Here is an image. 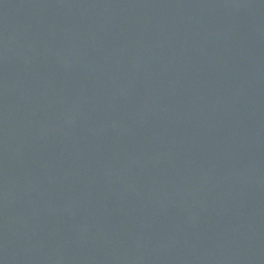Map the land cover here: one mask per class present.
Wrapping results in <instances>:
<instances>
[{
  "label": "water",
  "instance_id": "water-1",
  "mask_svg": "<svg viewBox=\"0 0 264 264\" xmlns=\"http://www.w3.org/2000/svg\"><path fill=\"white\" fill-rule=\"evenodd\" d=\"M0 264H264V0H0Z\"/></svg>",
  "mask_w": 264,
  "mask_h": 264
}]
</instances>
